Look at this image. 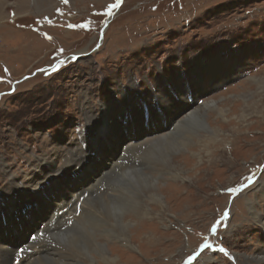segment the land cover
<instances>
[{
	"label": "rangeland",
	"instance_id": "obj_1",
	"mask_svg": "<svg viewBox=\"0 0 264 264\" xmlns=\"http://www.w3.org/2000/svg\"><path fill=\"white\" fill-rule=\"evenodd\" d=\"M0 8V211L11 213L28 200L43 206L46 191L13 188L28 187L22 184L28 179L38 183L46 154L55 172L73 161L82 171L75 152L89 139L85 129L96 126H88L92 119L104 125L109 118L121 141L126 136L120 147L127 156L103 168V174L111 168L106 175L89 178L86 188L80 183L78 191L97 186L77 199V207L101 209L105 199L117 201L131 222L128 239L102 212V221L86 219L72 230L80 239L70 264H189L190 256L191 264H264V223L250 210L255 206L264 216V82L252 78L264 79V0H0ZM205 105L207 124L229 136L228 143L210 156L195 137L185 148L174 146L171 164L163 162L160 138L167 131L150 127V116L167 124L173 116L174 130ZM215 105L225 109V118ZM138 109L150 114L142 130ZM136 135L141 138L131 139ZM102 144L103 150L112 145ZM120 147L114 146L115 155ZM133 171L158 183L138 201ZM55 186H47L53 191L47 206L55 203ZM152 193L161 194L164 208ZM23 224L19 217L5 221L0 245L18 239L20 250L27 239L15 230L23 235ZM147 233L160 239L147 244ZM97 242L117 261L94 252Z\"/></svg>",
	"mask_w": 264,
	"mask_h": 264
},
{
	"label": "bare ground",
	"instance_id": "obj_2",
	"mask_svg": "<svg viewBox=\"0 0 264 264\" xmlns=\"http://www.w3.org/2000/svg\"><path fill=\"white\" fill-rule=\"evenodd\" d=\"M0 13H2V9H1ZM225 63H228V62H225ZM252 78H253V80H256L258 83L264 82V79H262V81H260V79H258L256 76H254ZM208 107L210 108L209 105H205L203 110L196 108L195 110L187 113L188 116L186 118V122L183 123V121L180 120V122H179L180 124H176V127L174 130H173V126H172L174 123V119H172L173 116L167 118L168 124L165 123L164 121L163 122L161 121L162 125H161V122H158V123L156 122V118L159 115L157 117L156 116H150V120H149V122H150L149 126L150 127H154V128L161 127L160 130L167 131L166 134H164L162 136V138H160V140H161L160 142H162V143L165 140L163 143V146L161 148L159 147L160 148V150H159L160 155L162 157L163 162H165V163L171 162V157L169 158V156H171L170 154H171V151L174 148V146L184 145V148H185V146L187 144H189L191 141H193V139L195 137L198 138L200 140V142L202 143L200 149L205 151L207 154H210V156L215 154V150H218L220 145L226 144L227 139L229 140V136H226L225 134H223L222 131L219 129L212 128V126H209L205 120V111L206 110H204V109H207ZM214 108H215V110L216 109L219 110V114L223 118H225V116H226V114H224L225 109L222 106L219 108L215 105V107H213L212 110ZM138 110H139L140 114L142 115L141 118L143 120V123L141 122V124L137 127V129L142 130L141 126L145 124L144 119L146 118L147 115H150V114H146V112L149 113L148 111L142 113V111L140 109H138ZM227 112H229V111H227ZM251 114H253V113H251ZM241 118H243L242 121L246 120L245 115H243ZM90 121L91 120H89V122ZM92 121H95V122H92ZM92 121L90 122L91 124H89L88 126H90V125H96V126H94V128H92V129H90V128L85 129V134H88L87 138H89V139H87L84 147L81 148V150H79V152L78 151L75 152L76 154L78 153V156L81 159L80 162L84 164V169L82 171H80L78 169L79 164L77 162L74 163V161H73L69 165H67L68 164L67 163L66 165L62 166L63 167L62 170H60V168L57 169L61 173L55 172L54 169H51V166H53V165H51V163L54 162V158L52 156L48 157L46 154V156L44 155L42 157L46 161L45 162L42 161L43 164L40 166L41 168L39 169L40 171L42 170V172L38 171V172H40L39 176H43V177L39 178L38 183L35 182V184H33V180L28 179L27 183L26 182L22 183L28 187H24L22 185L17 184L13 188V190H14L13 193H15L18 191H23V192L26 191V189H24V188H27V191L35 190L36 189L35 187L37 186L39 188L40 192L46 191V193L42 194L43 196L41 197L43 206H41L38 203H34V202L28 200L27 202L23 203L22 208H15L11 211V213H8L6 211H0V226L5 221H7L8 219H11L13 217H19V218H22L24 220V224L21 227L23 229V231H22L23 235H21V233L19 232L18 227L15 230V234L17 235V238L21 236L22 240L27 239L26 242L23 243V247L20 250L16 248L17 246H19L22 243V241L18 240V239H17L16 243L14 244L15 246L14 245L11 246L12 243L9 241V239H7L8 244L4 243V245H0V264H70L68 262V261H70L69 260L70 254L77 257L76 253L75 252H74L75 254L73 253L74 242H77L80 239L78 236H76L74 234V231L72 232V230L75 229V226L79 222L82 223L86 219H89V222L90 221H93V222L94 221H97V222L102 221V219H103L102 212L104 214H106L108 218L114 220L115 226L119 228V236L124 238V239H126V238L128 239V225L131 222H128V219L125 218V212L122 208L117 206L118 205L117 201H112V203H109V201H107L105 199L104 200V206L101 209L96 207L94 204H86V203L83 204L82 206L80 205V208L77 207L78 206L77 199H81L85 192H89L90 189L96 188V186H97V185H95L92 188L85 189L84 191L83 190L78 191L81 184H83L81 186L83 189L86 188L87 180L89 178L91 180H94L97 175H99L101 173L103 174V168H106V167H108V165L112 164V161H115L118 159L116 161V162H118L127 156L126 150H122V148H121L123 144L120 147V142L125 141L126 136H122L123 140L121 141V134L114 131V130H116V128H114L111 120H109V118H106L105 120L103 119L104 125L98 123L101 120L96 121V119L95 120L92 119ZM176 122H177V120H176ZM221 122L224 123L225 125H227L226 122H224V121H221ZM155 123L159 124V126H156ZM163 123L166 124L165 125L167 127L166 129L164 128ZM181 124H182V126H184L186 124L184 129L179 131V132H176V130H178L180 128ZM228 124H230V123H228ZM212 125H215V124H212ZM154 128H153V131H156V129H154ZM226 129H228V128H226ZM238 134H239V131H238ZM90 137H92V139ZM203 137L208 142H205V141L203 142ZM140 138L141 137L139 135L131 137V139H134V140H138ZM176 138H177L176 141L178 143L174 142V140ZM103 140H105V141L108 140L112 144L110 147H108L110 150L109 149L103 150L105 148V146L102 144ZM170 141H172V142L170 143ZM126 143H127L126 145H128V142H126ZM95 146L96 147L99 146L100 149L94 148ZM114 146H116L117 149H119V147H120L121 152H119L117 155H115ZM154 147L155 146H152V150H154ZM77 148H79V147H77ZM103 151L108 152V154H110V156L104 157ZM93 153H95V157H93ZM97 158H99V161L97 160ZM213 158H214V156H213ZM142 159H146V158L144 157ZM201 159L202 158L199 156V160H201ZM37 161H39V160H37ZM146 163H147V161H146ZM113 167H114V165L112 164L111 168H113ZM173 167H175V166H173ZM71 168H73L74 170L72 172H70L69 174H66L67 171L70 170ZM110 169L108 171H105L103 175H106L110 171ZM87 171L91 172L90 176L88 174H86ZM181 171H183V169L177 168V174H179ZM74 174H77V175H74ZM136 174L137 173H134V171H133L132 175L134 176ZM55 176H59L60 184L57 183ZM157 176H158V174H157ZM152 177H153V175H152ZM152 177L148 176L146 174H139L137 176H134L133 182L137 181L136 182L137 185L134 184L135 185L134 193H135L136 200H137V198H139V196H141V195L138 196L139 193L144 194L147 189L149 191H153L155 189V187L157 186L158 183ZM51 182L56 184L57 187L55 186V188L57 189L56 191H58V193H56V195L54 194L50 198V199H54L56 197L55 203L47 206V203L45 202V198H48L49 195L53 192V191H49V192L47 191V186H50ZM29 185H30V187H29ZM8 191H9V189H8ZM8 191H6V192H8ZM263 194H264V187H263ZM74 196H75V200H73ZM152 197L155 200H157L158 202H160L159 207H161V208L165 207L164 200H163L160 193H154L152 195ZM4 199H2L0 197V200H4ZM19 199H20V197L18 198L17 201H20ZM81 202L84 203L83 200H81ZM251 204H253V201L251 202ZM84 206H85V208H84ZM17 207H21V206L18 205ZM124 209H126V208H124ZM79 210H81V212H79L77 214L76 221L72 222L73 217H74V211L78 212ZM250 210H253L252 213L257 220L264 223V216H262L260 214V212L256 209L255 206H252V208H250ZM92 218H97L98 220H94ZM85 223H86V221H85ZM85 225H84V227H85ZM132 225H133V223H132ZM63 227H66L67 229L63 230ZM111 230H113V229L111 228ZM109 231H110V229H109ZM113 233H114V230H113ZM146 235H147L146 236V243L147 244H156V241L160 239L159 238L160 236L157 234L152 235V234L147 233ZM42 236H43L44 241H40L38 239V237H42ZM54 242L57 244V246L53 244ZM86 243H88V242H86ZM94 245H95V247L93 249L94 252H98L100 254L101 258L106 259V261H111V262H114L116 260L115 256L109 255L107 248L103 244H100L97 242ZM54 246H56V247H54ZM52 249L55 250L56 252H53ZM88 253H90V252L88 251ZM46 254H49L50 257H48ZM263 255H264V251H263ZM29 256H31L33 258H31L29 260ZM71 258H73V257H71ZM257 259H259V258H257ZM249 262H250L249 259L246 261L244 260V264H249Z\"/></svg>",
	"mask_w": 264,
	"mask_h": 264
},
{
	"label": "snow or ice",
	"instance_id": "obj_3",
	"mask_svg": "<svg viewBox=\"0 0 264 264\" xmlns=\"http://www.w3.org/2000/svg\"><path fill=\"white\" fill-rule=\"evenodd\" d=\"M53 70H55V69H53ZM252 181H251V179H249V183H251ZM242 187H247V185H242ZM231 191H239V189H231ZM215 230V226H213V231ZM202 247L203 248H210L211 247V245L210 244H208V243H205L204 245H202ZM194 259V257H192V256H190L189 258H188V260H189V264H191V261Z\"/></svg>",
	"mask_w": 264,
	"mask_h": 264
},
{
	"label": "water",
	"instance_id": "obj_4",
	"mask_svg": "<svg viewBox=\"0 0 264 264\" xmlns=\"http://www.w3.org/2000/svg\"><path fill=\"white\" fill-rule=\"evenodd\" d=\"M108 21H109V20L107 19V20H106V23H105V25H104L103 28H106V24H108Z\"/></svg>",
	"mask_w": 264,
	"mask_h": 264
}]
</instances>
